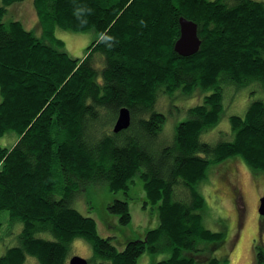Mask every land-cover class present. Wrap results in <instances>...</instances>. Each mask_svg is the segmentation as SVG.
<instances>
[{
    "label": "trees",
    "instance_id": "obj_1",
    "mask_svg": "<svg viewBox=\"0 0 264 264\" xmlns=\"http://www.w3.org/2000/svg\"><path fill=\"white\" fill-rule=\"evenodd\" d=\"M26 1L36 12L31 26L14 12ZM1 3L0 230L9 225L11 235L0 238V264H24L29 257L31 264H70L77 238L92 247L89 264H138L145 250L165 252L166 240L170 253L156 264H203L196 258L208 256L204 250L208 264H222L225 259L212 251L225 235L205 225L199 183L212 163L230 157L264 170V1ZM77 8L90 11L78 16ZM7 12L11 17L5 18ZM182 16L197 22L201 39L199 50L188 56L175 50ZM57 28L93 31L95 38L75 58ZM99 32L115 37L112 46L99 41ZM229 87L236 88L231 95L246 88V95L258 98L244 114H226L231 139L204 140L225 115ZM199 89L201 100L188 107L174 139L165 142L171 98ZM161 96L166 106L159 105ZM124 106L131 124L116 132ZM10 132L17 134L11 146L2 144ZM137 175L146 202L157 206L159 223L140 238H126L120 249L74 199L104 182L112 192L128 194ZM108 208L122 224L130 222L127 199L115 198ZM256 257L264 263V252Z\"/></svg>",
    "mask_w": 264,
    "mask_h": 264
},
{
    "label": "rangeland",
    "instance_id": "obj_2",
    "mask_svg": "<svg viewBox=\"0 0 264 264\" xmlns=\"http://www.w3.org/2000/svg\"><path fill=\"white\" fill-rule=\"evenodd\" d=\"M1 2L2 0H0V4H2ZM12 8L10 9L11 14ZM14 12L22 17L26 26L33 25L37 20L31 2L17 3ZM7 14L5 18L11 17L8 12ZM56 34L64 40V49L75 58H82L86 53V47L95 38L93 31L72 32L57 28ZM229 90L230 92L225 94V115L244 114L250 102L258 98L256 94L246 95L244 90L231 95L236 91L235 87H229ZM203 94V91L199 89L193 94L180 93L171 98L172 106L163 127L166 136L165 142L174 139L175 127L178 122L188 117V107L199 102ZM167 104L168 100L161 96L159 105L166 106ZM225 115L216 126L201 136L202 139L216 143L233 137L232 130L229 128L230 121ZM16 136V133L10 132L1 138V143L11 146ZM207 174V178L199 183V188L206 199L203 214L204 223L212 230L223 231L225 235L223 243H220L212 251V254L225 259L222 264H258L255 258L254 243L258 236L259 243L264 249V228H262V235L258 234L261 220L258 210L259 197L264 194V170H255L241 157L236 156L212 163ZM115 198L127 199L129 202L132 215L129 223L122 224L119 214L109 210L108 206ZM146 200L143 179L137 175L128 194L121 191L112 192L105 182L94 183L88 188L78 191L74 203L82 213L94 216L97 219L99 233L113 236L112 242L122 249L126 238H140L141 232L158 226L157 206L146 202ZM8 226L4 225L0 230V238L8 239L11 235ZM71 244L70 258L73 255H80L87 258L89 263L93 261V250L88 241L77 238L73 239ZM167 245L168 241L166 240L167 249L165 252L151 253L145 250L139 255L138 264H156V260H161L164 255L170 253ZM160 248H164L163 243ZM203 253L210 255L207 250L202 251ZM208 256H206L207 259ZM206 257H197L196 259L198 262L205 260L202 263L208 264L209 261ZM32 261V258L29 257L24 264H31Z\"/></svg>",
    "mask_w": 264,
    "mask_h": 264
},
{
    "label": "water",
    "instance_id": "obj_3",
    "mask_svg": "<svg viewBox=\"0 0 264 264\" xmlns=\"http://www.w3.org/2000/svg\"><path fill=\"white\" fill-rule=\"evenodd\" d=\"M180 23V35L175 42V50L181 55L188 56L197 52L201 45V39L198 34V24L196 21L181 17ZM131 112L126 106L122 107L119 112V116L114 124V131H120L128 128L131 124ZM260 214L264 215V196L261 198V205L259 208ZM70 264H89L87 258L80 255H73L70 260Z\"/></svg>",
    "mask_w": 264,
    "mask_h": 264
},
{
    "label": "clouds",
    "instance_id": "obj_4",
    "mask_svg": "<svg viewBox=\"0 0 264 264\" xmlns=\"http://www.w3.org/2000/svg\"><path fill=\"white\" fill-rule=\"evenodd\" d=\"M85 11H90V9H84V8H77L75 9V12L78 16H80ZM99 41L105 43L109 47L112 46V42L115 40V37L107 32H99L96 34Z\"/></svg>",
    "mask_w": 264,
    "mask_h": 264
},
{
    "label": "flooded vegetation",
    "instance_id": "obj_5",
    "mask_svg": "<svg viewBox=\"0 0 264 264\" xmlns=\"http://www.w3.org/2000/svg\"><path fill=\"white\" fill-rule=\"evenodd\" d=\"M263 196H264V194L260 195V197H259V208H260V205H261V198ZM259 208H258V210H259ZM260 216H261V220H260V230L258 232L259 236L262 235V230H263L262 228H264V215L261 214ZM254 248H255V258H256V261H257V257L256 256H257L258 252H261V251L264 252V249H263L262 245L259 243L258 236L255 239Z\"/></svg>",
    "mask_w": 264,
    "mask_h": 264
}]
</instances>
